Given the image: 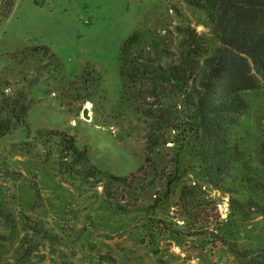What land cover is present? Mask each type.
<instances>
[{
	"label": "rangeland",
	"instance_id": "rangeland-1",
	"mask_svg": "<svg viewBox=\"0 0 264 264\" xmlns=\"http://www.w3.org/2000/svg\"><path fill=\"white\" fill-rule=\"evenodd\" d=\"M84 1L14 0L11 14L0 19V92L13 94L38 75L32 63L14 61L12 53L21 46L45 44L62 65L59 74L47 69L28 89V128L0 138V202L14 224L0 229V264H247L261 255L264 189L255 195L241 179L248 175L264 183V87L245 94L248 108L230 133L241 156L222 189L204 174L192 108L179 97L165 100L171 127L145 161L146 124L136 104L120 96L123 39L135 29L156 28L170 34L176 55L190 52L201 61L216 44L211 1ZM84 70L97 81L87 100L68 106L72 101L57 87L71 80L80 84ZM88 102L90 120L82 117ZM47 129L73 136L102 171L136 173L144 182L164 178L142 192L137 206L121 212L59 172L51 139L45 132L37 137ZM23 141L37 148L26 153L12 147ZM231 198L243 202V215L230 207Z\"/></svg>",
	"mask_w": 264,
	"mask_h": 264
},
{
	"label": "trees",
	"instance_id": "trees-1",
	"mask_svg": "<svg viewBox=\"0 0 264 264\" xmlns=\"http://www.w3.org/2000/svg\"><path fill=\"white\" fill-rule=\"evenodd\" d=\"M209 1L210 33L216 44L208 56L200 61L190 52L176 55L171 50L169 33L156 28H138L120 43L118 70L121 98L136 104V111L146 124L145 161L165 141L164 131L171 127L165 100L179 97L185 107L194 110L204 174L208 182L222 189L221 184L239 160L237 154L241 156L237 143L230 140V133L248 108L245 94L264 87V0ZM0 5L3 7L0 19L6 18L12 12L14 0H0ZM12 56L18 64L32 63L38 75L13 94L0 92V138L19 127L28 128L31 105L27 100L28 89L40 81L47 69L59 74L62 67L45 44L21 46ZM78 78L80 84L71 80L57 87L62 98L69 97L72 101L68 106L78 99L87 100L92 83L97 81L87 70ZM43 132L51 139L52 152L58 154L59 172L79 181L86 189L95 190L102 202L113 203L121 212L137 206L142 192L155 179L164 178L163 174L144 182L136 173L125 176L107 173L90 163L86 149L80 148L73 136L47 129L37 131V137ZM261 137L259 156L264 167V133ZM12 147L26 153L37 148L31 141L14 143ZM241 180L255 195L264 189V183L253 181L248 175ZM231 202L230 207L243 215V202L232 198ZM13 225L0 202V229L3 226L11 229ZM247 264H264V252L249 258Z\"/></svg>",
	"mask_w": 264,
	"mask_h": 264
},
{
	"label": "water",
	"instance_id": "water-1",
	"mask_svg": "<svg viewBox=\"0 0 264 264\" xmlns=\"http://www.w3.org/2000/svg\"><path fill=\"white\" fill-rule=\"evenodd\" d=\"M82 117L86 120L91 119L90 108H88L87 106H83L82 108Z\"/></svg>",
	"mask_w": 264,
	"mask_h": 264
},
{
	"label": "crops",
	"instance_id": "crops-1",
	"mask_svg": "<svg viewBox=\"0 0 264 264\" xmlns=\"http://www.w3.org/2000/svg\"><path fill=\"white\" fill-rule=\"evenodd\" d=\"M103 1V0H102ZM101 0H95V2H102ZM84 2H86V0L84 1ZM103 3V2H102ZM66 9V8H65ZM78 24V23H77ZM78 27H80V26H78ZM81 29V28H80Z\"/></svg>",
	"mask_w": 264,
	"mask_h": 264
},
{
	"label": "bare ground",
	"instance_id": "bare-ground-1",
	"mask_svg": "<svg viewBox=\"0 0 264 264\" xmlns=\"http://www.w3.org/2000/svg\"><path fill=\"white\" fill-rule=\"evenodd\" d=\"M85 106H87L88 108H90V103H86Z\"/></svg>",
	"mask_w": 264,
	"mask_h": 264
}]
</instances>
